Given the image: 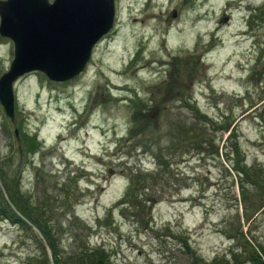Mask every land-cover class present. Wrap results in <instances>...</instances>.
<instances>
[{
    "label": "rangeland",
    "instance_id": "obj_1",
    "mask_svg": "<svg viewBox=\"0 0 264 264\" xmlns=\"http://www.w3.org/2000/svg\"><path fill=\"white\" fill-rule=\"evenodd\" d=\"M114 2L82 72L26 73L13 119L0 104V264H55L37 224L63 261L250 264L263 198L242 201L225 152L264 176V0ZM12 58L0 35V75Z\"/></svg>",
    "mask_w": 264,
    "mask_h": 264
},
{
    "label": "water",
    "instance_id": "obj_2",
    "mask_svg": "<svg viewBox=\"0 0 264 264\" xmlns=\"http://www.w3.org/2000/svg\"><path fill=\"white\" fill-rule=\"evenodd\" d=\"M114 17V0H0V35L13 43L9 68L0 75L5 114L13 119V85L26 73L62 82L82 72Z\"/></svg>",
    "mask_w": 264,
    "mask_h": 264
},
{
    "label": "trees",
    "instance_id": "obj_3",
    "mask_svg": "<svg viewBox=\"0 0 264 264\" xmlns=\"http://www.w3.org/2000/svg\"><path fill=\"white\" fill-rule=\"evenodd\" d=\"M239 149L235 145L232 151L225 152V158L230 164L231 168L238 175V186L240 188V198L242 201L247 202L250 198H263L260 203V208L264 210V176H262L255 167L247 166L242 158H239ZM252 187V191L250 190ZM129 197V194L125 195V198ZM14 199L15 198H11ZM27 216L29 212L23 211ZM0 214L6 216L9 220L15 221L16 215L9 209H5L0 204ZM248 219V218H247ZM41 233L43 234L50 251L55 255V264H116L110 259L109 253L104 248H90L84 247L79 250L75 256L69 257L63 261L56 256V245L52 242L53 235L49 229L44 225L37 224ZM259 251H255L249 258L250 264H264V247L258 246ZM45 248L42 253L46 254ZM240 255L238 253H232V257L229 260H222L220 258H214L210 263L205 264H243L239 260ZM44 260L46 261V255ZM33 264V263H32ZM45 264H49L45 262Z\"/></svg>",
    "mask_w": 264,
    "mask_h": 264
}]
</instances>
